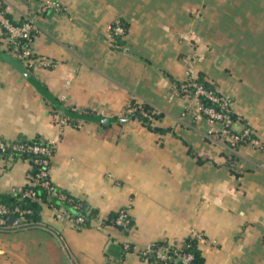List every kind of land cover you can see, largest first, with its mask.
<instances>
[{"label":"crops","instance_id":"crops-1","mask_svg":"<svg viewBox=\"0 0 264 264\" xmlns=\"http://www.w3.org/2000/svg\"><path fill=\"white\" fill-rule=\"evenodd\" d=\"M51 1L60 9L41 11ZM0 4L13 23L34 22L33 55L47 61L26 66L0 24V51L24 67L0 58V137L51 144L58 198L67 192L84 205L82 213L78 202L70 211L42 201L40 222L0 228V264H160L138 249L187 239L204 264H264V0ZM116 21L125 25L118 39ZM190 76L228 95L235 127L262 144L240 146L236 170L207 136L206 118L184 114L175 88ZM53 103L94 119L61 125ZM145 103L166 131L125 119L128 106ZM33 170L30 157L0 153V193L32 184ZM61 207L87 223L58 219ZM120 209L129 230L113 223Z\"/></svg>","mask_w":264,"mask_h":264},{"label":"built area","instance_id":"built-area-1","mask_svg":"<svg viewBox=\"0 0 264 264\" xmlns=\"http://www.w3.org/2000/svg\"><path fill=\"white\" fill-rule=\"evenodd\" d=\"M48 8H54L58 11L60 6L56 1L45 2L41 7V11L45 12ZM0 24L4 28L6 41L12 45L13 52L15 53L14 55L22 58L26 66L32 68L40 65H47V61H40L33 55L32 42L38 29L29 17L25 16L22 23L15 24L6 16L0 4ZM111 30L113 34L116 35H121L125 32L124 26H122L119 21H116L114 25L111 26ZM175 92L183 100L184 114H190L193 117L203 116L206 118L210 124L207 136L214 141L224 140L226 142L225 147L230 152L236 153L239 146L248 142L262 145L253 137V132L250 128H244L240 133H236L232 130L231 126L234 122L231 116L232 99L228 95L220 94L215 88L205 86L194 76H190L186 81L179 84L178 87L175 88ZM203 96L210 100L212 104H205L201 100ZM138 110L139 108L137 106H128L125 110V114L128 115ZM140 112L142 115H147V112L143 110H140ZM54 117L61 125L69 123L68 117L58 112L54 113ZM53 150V146H45L32 142L10 141L0 137L1 154L21 152L40 155V157L34 158V163L38 165V168L36 171L30 172L28 178L32 185L39 184L46 187L48 190L52 189L48 179L47 167ZM24 195L33 200H40L33 189H27ZM75 208H77V206H75ZM25 212H30V210H23L17 206L10 208L0 203V228H7L10 225L8 222L10 216ZM56 217L58 219H68L73 222L74 225L78 226L83 222L81 216L74 217L68 214L62 207L56 209ZM17 220L18 219L15 218V225H17ZM114 223L125 230H129L130 218L126 209H120L118 211ZM197 237L200 238L201 235L198 234ZM124 247L126 249H132L133 246L130 242H125ZM180 247L181 246L175 242L167 244H157V242H153L140 247L138 250L143 258H148L150 255H153L162 264H194V254L185 252L181 250ZM201 264L204 263L201 262Z\"/></svg>","mask_w":264,"mask_h":264},{"label":"trees","instance_id":"trees-1","mask_svg":"<svg viewBox=\"0 0 264 264\" xmlns=\"http://www.w3.org/2000/svg\"><path fill=\"white\" fill-rule=\"evenodd\" d=\"M23 20L19 23H15V24H20L22 23ZM125 27V25H123ZM115 38H119L118 35H114ZM116 39V40H117ZM12 47V45L9 43L8 45V50H10ZM8 50H5V51H8ZM3 54L2 51H0V58H1V55ZM16 60V62L18 63V68L19 69H24V67L22 66V60H19L17 58H14ZM199 82L203 83L205 86H208V87H212L214 88L211 84H209L207 81L203 80L202 78H197ZM201 100L205 103V104H209L211 105L212 103L210 102V100H208L207 98H205L204 96L201 97ZM53 107L56 110V112H58L59 114H62L63 116H66L68 117L69 119V122L70 123H74L76 119H79V118H84L86 120H89V119H94L93 116L90 114V116L88 115H82V114H79L77 112H74V111H71L65 107H61V106H58L56 104L53 103ZM139 108L138 111L134 112V113H131V114H128L126 115L125 119H139L140 121H142L144 123V125H146L148 128L154 130V131H158V132H163V131H166L165 129H162L160 127H157V126H154L152 124V118L153 117H157L159 116L158 114H155L152 109H151V106L147 103L143 104L141 107L140 106H137ZM140 110H144L147 112V115H142ZM60 111V112H59ZM231 116L234 120V114H233V111L231 113ZM99 122H102V119H98ZM232 130L236 133H240L243 131L244 128H236L235 125H234V122L231 126ZM16 142H32V143H37V144H42V145H45V146H52L51 144L39 139V138H35V139H32V140H29V139H26V138H21L19 140H16ZM229 151V150H228ZM2 155H12V154H8V153H4ZM13 155L15 157H20V156H27V157H30L33 161V167H34V170L33 171H36V169L38 168V165H36L34 163V158L36 157H40V155H35V154H28V153H21V152H13ZM228 157V165L229 167L231 168V170H236V168L233 166V163H236L237 162V157H236V154L234 152H230L229 153V156ZM49 179V177H48ZM50 182V180H49ZM50 186H51V190H48L46 187L42 186V185H39V184H35V185H32V184H29V185H26L22 188H17L15 191L11 192V193H0V203H3L7 206H9L10 208H13L15 206L19 207L20 209H23V210H26V209H29L30 212H25V213H22V214H14V217L17 218V226H24V225H32V224H35L37 222H40L41 220V216H40V210H41V202L42 201H47L51 206L53 207H60V205H64L66 207L67 210H71L72 206H71V203L73 202H78L80 203V208L78 209H75V210H82L81 212L83 213L84 212V205L81 201L73 198L69 193L67 192H63L66 197L64 199H60L58 198V194L57 192H55V186L50 183ZM27 189H33L37 195V197L40 198V200H33L32 198L28 197V196H25L24 195V192L27 190ZM117 214L118 212L114 213L112 215V220H113V223L115 221V218L117 217ZM80 216L83 217V215L81 214ZM84 219V218H83ZM84 224L87 223L86 219H84L83 221ZM157 244H167L165 241L164 242H157ZM181 250L185 251V252H191L194 254V260H193V263L194 264H201V262L203 261L197 248H196V245H195V242L192 241V240H189L187 239L185 241V243L180 247ZM148 258H151V259H154L156 261H158L160 264H162L159 260H157L155 258V256L153 255H150Z\"/></svg>","mask_w":264,"mask_h":264},{"label":"water","instance_id":"water-1","mask_svg":"<svg viewBox=\"0 0 264 264\" xmlns=\"http://www.w3.org/2000/svg\"><path fill=\"white\" fill-rule=\"evenodd\" d=\"M1 57H2L4 60H6V61L10 62L11 64H13L14 66H18V63L16 62V60H15L12 56H10L9 54H5V53H3V54L1 55ZM14 220H15V217H14V216H10V217L8 218V222H9L10 224H11Z\"/></svg>","mask_w":264,"mask_h":264},{"label":"rangeland","instance_id":"rangeland-1","mask_svg":"<svg viewBox=\"0 0 264 264\" xmlns=\"http://www.w3.org/2000/svg\"><path fill=\"white\" fill-rule=\"evenodd\" d=\"M143 111H144V110H143ZM144 112H146V111H144ZM216 142H221V144H223L224 146H225V143H226L224 140H219V141H216ZM242 145H243V144H242ZM242 145H241V146H242ZM239 147H240V146H239ZM239 147H238V149H239ZM238 149H237V150H238ZM236 152H237V151H236Z\"/></svg>","mask_w":264,"mask_h":264}]
</instances>
